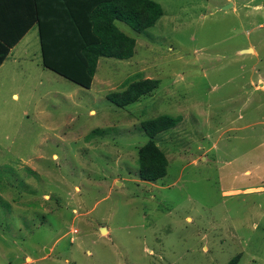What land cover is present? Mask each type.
Masks as SVG:
<instances>
[{
	"label": "rangeland",
	"instance_id": "rangeland-1",
	"mask_svg": "<svg viewBox=\"0 0 264 264\" xmlns=\"http://www.w3.org/2000/svg\"><path fill=\"white\" fill-rule=\"evenodd\" d=\"M155 1L152 27L120 22L133 56L99 58L89 88L37 43L0 76V264H264V189L245 191L264 187V0ZM139 78L159 84L106 98ZM160 114L180 122L144 181L139 124Z\"/></svg>",
	"mask_w": 264,
	"mask_h": 264
},
{
	"label": "trees",
	"instance_id": "trees-1",
	"mask_svg": "<svg viewBox=\"0 0 264 264\" xmlns=\"http://www.w3.org/2000/svg\"><path fill=\"white\" fill-rule=\"evenodd\" d=\"M64 9L74 18L70 23L34 21L39 27L41 64L84 88L91 86L99 58L123 60L133 56L136 40L124 33L117 22H123L133 31L142 33L163 15L161 5L155 0H81L79 5H66ZM74 12L77 14L74 15ZM40 17L39 12L35 14L36 19ZM29 24L32 23H28L13 38L5 41L0 39V64L10 48L26 32ZM65 26L69 27L73 36L64 35L67 32ZM158 84V79H135L124 89L108 93L106 98L122 108L151 93ZM179 122L180 116L168 114H160L140 122L139 130L148 139L137 151L139 179L155 182L166 175L167 156L156 143L155 137ZM99 132V129H94L91 134ZM238 258L239 255H236L225 264H237Z\"/></svg>",
	"mask_w": 264,
	"mask_h": 264
},
{
	"label": "crops",
	"instance_id": "crops-1",
	"mask_svg": "<svg viewBox=\"0 0 264 264\" xmlns=\"http://www.w3.org/2000/svg\"><path fill=\"white\" fill-rule=\"evenodd\" d=\"M80 1L81 0H0V39L2 41L13 38L24 27H27L28 23H32L29 24L26 32L18 40V42L10 48L6 58L0 64V76L3 72L7 75L12 74L15 69L14 65L21 59L30 56L32 46L36 49V43L38 44L40 51L41 61L39 27L36 22L54 21L57 23H70V21L74 18L71 17V14L64 9V6L72 5L75 7L76 5H79ZM35 2H37V4ZM35 4L37 5V9H35ZM38 12L41 17L36 19L35 14ZM76 14L77 13L74 12V15ZM64 25H62V29H64ZM117 25L123 32L125 31L121 27L120 22H117ZM65 27V31L67 32L64 35L73 36V34L69 31V27ZM262 83L264 84V81ZM11 96L12 98L18 97L16 92H12ZM261 189H264V187H249L246 188L245 191H255Z\"/></svg>",
	"mask_w": 264,
	"mask_h": 264
},
{
	"label": "water",
	"instance_id": "water-1",
	"mask_svg": "<svg viewBox=\"0 0 264 264\" xmlns=\"http://www.w3.org/2000/svg\"><path fill=\"white\" fill-rule=\"evenodd\" d=\"M102 231H103V228H102Z\"/></svg>",
	"mask_w": 264,
	"mask_h": 264
},
{
	"label": "bare ground",
	"instance_id": "bare-ground-1",
	"mask_svg": "<svg viewBox=\"0 0 264 264\" xmlns=\"http://www.w3.org/2000/svg\"><path fill=\"white\" fill-rule=\"evenodd\" d=\"M104 230V229H103Z\"/></svg>",
	"mask_w": 264,
	"mask_h": 264
}]
</instances>
